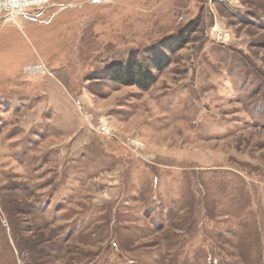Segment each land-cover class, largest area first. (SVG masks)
Returning a JSON list of instances; mask_svg holds the SVG:
<instances>
[{
  "label": "rangeland",
  "instance_id": "374dc122",
  "mask_svg": "<svg viewBox=\"0 0 264 264\" xmlns=\"http://www.w3.org/2000/svg\"><path fill=\"white\" fill-rule=\"evenodd\" d=\"M0 264H264V0L0 12Z\"/></svg>",
  "mask_w": 264,
  "mask_h": 264
},
{
  "label": "built area",
  "instance_id": "2783aa9c",
  "mask_svg": "<svg viewBox=\"0 0 264 264\" xmlns=\"http://www.w3.org/2000/svg\"><path fill=\"white\" fill-rule=\"evenodd\" d=\"M42 0H0V12L3 10L11 9V11H21L23 7L29 4H36L38 2H41ZM13 13V12H12ZM11 13V14H12ZM24 71H32V72H45V68L40 64H33L31 66H25ZM85 120L87 121L88 125L92 127L94 130H96L99 133L102 134H110L111 129L108 123L103 119L100 118L99 121L96 122L95 125H92L89 120V118L85 115Z\"/></svg>",
  "mask_w": 264,
  "mask_h": 264
},
{
  "label": "trees",
  "instance_id": "16d2710c",
  "mask_svg": "<svg viewBox=\"0 0 264 264\" xmlns=\"http://www.w3.org/2000/svg\"><path fill=\"white\" fill-rule=\"evenodd\" d=\"M114 80L124 84H134L141 88H148L153 82V76L139 62L133 60L125 67L119 68Z\"/></svg>",
  "mask_w": 264,
  "mask_h": 264
},
{
  "label": "water",
  "instance_id": "95a60500",
  "mask_svg": "<svg viewBox=\"0 0 264 264\" xmlns=\"http://www.w3.org/2000/svg\"><path fill=\"white\" fill-rule=\"evenodd\" d=\"M92 1H94V2H99L100 0H92Z\"/></svg>",
  "mask_w": 264,
  "mask_h": 264
}]
</instances>
